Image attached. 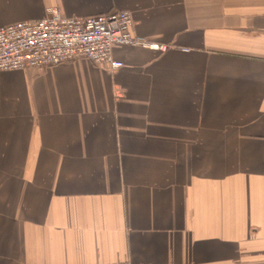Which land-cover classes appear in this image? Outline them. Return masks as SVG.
Wrapping results in <instances>:
<instances>
[{
    "label": "crops",
    "instance_id": "0c3cea01",
    "mask_svg": "<svg viewBox=\"0 0 264 264\" xmlns=\"http://www.w3.org/2000/svg\"><path fill=\"white\" fill-rule=\"evenodd\" d=\"M51 9L166 50L0 76V264H264V0H0V28Z\"/></svg>",
    "mask_w": 264,
    "mask_h": 264
},
{
    "label": "built area",
    "instance_id": "2783aa9c",
    "mask_svg": "<svg viewBox=\"0 0 264 264\" xmlns=\"http://www.w3.org/2000/svg\"><path fill=\"white\" fill-rule=\"evenodd\" d=\"M133 28V17L127 11L65 18L57 9H51L39 21L1 27L0 76L9 71L45 70L78 60L116 70L124 63L114 58L115 46L166 50L135 35Z\"/></svg>",
    "mask_w": 264,
    "mask_h": 264
}]
</instances>
